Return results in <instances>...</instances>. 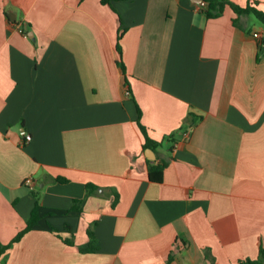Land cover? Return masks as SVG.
<instances>
[{"label": "crops", "instance_id": "1", "mask_svg": "<svg viewBox=\"0 0 264 264\" xmlns=\"http://www.w3.org/2000/svg\"><path fill=\"white\" fill-rule=\"evenodd\" d=\"M198 1L0 0V264L258 260L264 28Z\"/></svg>", "mask_w": 264, "mask_h": 264}, {"label": "trees", "instance_id": "2", "mask_svg": "<svg viewBox=\"0 0 264 264\" xmlns=\"http://www.w3.org/2000/svg\"><path fill=\"white\" fill-rule=\"evenodd\" d=\"M208 3V6L206 8V15L208 18H216L223 14L224 9L226 6H230L234 12L237 15H252L263 27H264V12L261 10H258L253 4H249L246 8H241L239 6H236L232 3H229L225 0H205ZM112 0H102L103 4H110ZM261 47H264L263 43L260 45ZM141 113V112H140ZM141 118V116H140ZM140 118L138 119V125L140 127V130L142 131L146 143L144 145V148L148 149H156L160 144L152 141L147 133L146 128L141 124ZM166 168V164H160V165H150L149 166V177L152 182H161L163 179V173ZM39 219V205L36 204V208L34 210V213L32 215L31 220L27 223V227L24 231H22L16 239L13 241L12 245L16 242H19L21 238L31 229L33 226H35ZM68 244H72L70 241L66 240ZM12 245L9 246H1L0 245V259L2 255L7 251V249L11 248ZM96 250V248L93 246L92 243H90L89 248H87L86 252H91ZM239 264H264V248L260 249V255L258 260H247L240 262Z\"/></svg>", "mask_w": 264, "mask_h": 264}, {"label": "built area", "instance_id": "3", "mask_svg": "<svg viewBox=\"0 0 264 264\" xmlns=\"http://www.w3.org/2000/svg\"><path fill=\"white\" fill-rule=\"evenodd\" d=\"M22 34H24L26 36V33L24 31H22ZM253 37L255 39H261L262 38V36H260L259 33H254ZM25 141L26 142H30L31 141V136H26L25 137ZM25 184L27 186H29L30 188H32L33 187V180L32 179H27Z\"/></svg>", "mask_w": 264, "mask_h": 264}, {"label": "rangeland", "instance_id": "4", "mask_svg": "<svg viewBox=\"0 0 264 264\" xmlns=\"http://www.w3.org/2000/svg\"><path fill=\"white\" fill-rule=\"evenodd\" d=\"M253 20H254L255 25H257V26L259 25V26L263 27L262 25H260V23L254 17H253Z\"/></svg>", "mask_w": 264, "mask_h": 264}, {"label": "water", "instance_id": "5", "mask_svg": "<svg viewBox=\"0 0 264 264\" xmlns=\"http://www.w3.org/2000/svg\"><path fill=\"white\" fill-rule=\"evenodd\" d=\"M199 1H203V0H199ZM199 1H198V2H199ZM263 42H264V41H263Z\"/></svg>", "mask_w": 264, "mask_h": 264}]
</instances>
